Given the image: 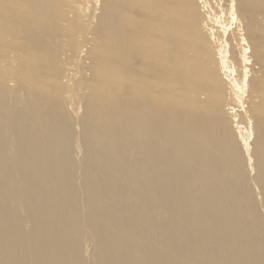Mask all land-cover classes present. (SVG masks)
Returning <instances> with one entry per match:
<instances>
[{"label": "bare ground", "instance_id": "obj_1", "mask_svg": "<svg viewBox=\"0 0 264 264\" xmlns=\"http://www.w3.org/2000/svg\"><path fill=\"white\" fill-rule=\"evenodd\" d=\"M104 1L80 137L47 88L0 97V264H264V9L194 0L192 29V0Z\"/></svg>", "mask_w": 264, "mask_h": 264}, {"label": "rangeland", "instance_id": "obj_2", "mask_svg": "<svg viewBox=\"0 0 264 264\" xmlns=\"http://www.w3.org/2000/svg\"><path fill=\"white\" fill-rule=\"evenodd\" d=\"M35 1L36 0H0V8H4L3 10L0 9V54H1L0 58L2 59V62L0 59V78L2 76V78L0 79V85H1L0 86V97L2 96V94L4 96L7 94L5 97H7V99L9 101L14 102L16 100V98H18V97L19 98L24 97L23 99H25L26 91L31 90L32 88H34V90H35V88H36L35 84L39 87L47 88L48 92L46 91L47 93L46 92L45 93L43 92V93L49 94L50 99L52 100L53 103L49 100L48 101L52 104V106L54 105V110H55V108L59 110V112H57L58 113L57 118L60 120L61 116H64L68 120V122L71 124V126L73 128V133L76 135V137H80V135L82 133V129L80 127V121L79 120H80V117H81V115H83L84 110H85L84 107L82 108L83 105L85 106L84 99L86 98L85 96L87 94L89 95V94L93 93L92 90L95 88V85L92 83L95 82V84H96L98 81V76L95 77L96 76L95 71L97 70V67L93 66L95 64V62H94V58L91 57V55L92 56L93 55L99 56L98 50L96 49V48H98V46H97L98 44L96 45L94 42L97 38H99V35L103 32V29H104L103 24L101 22V17L104 15L103 8H105L106 3L104 0H103V2L99 0L96 2H100V5L98 3L99 6H97V3L95 2V0H91V1L89 0V2H88L89 4L87 7L86 0H82V2H81V0H79L78 2L76 0V2L74 1L75 3L72 0H69V2H70L69 6H68V3H66L67 0L66 1L65 0H45L46 1L45 6L42 7L44 9H41L40 11H37L36 13L32 14V10L34 9L33 4ZM218 1L220 2V5H222V6H219V4L217 3ZM42 2H43V0H40L39 4H41ZM79 2L84 7L81 6L79 4ZM217 2L214 1V3H215V4L213 3L214 8H216L215 5L218 8H221V7L223 8L225 6L224 4H221V3H224L225 0H217ZM247 2H249V6H250V7L249 6L248 7L252 8V10L255 12L260 11L261 9L262 10L264 9V0L263 1L262 0L261 1H259V0H248ZM76 3H78V6ZM84 3H85V5H84ZM137 3L135 2V5H137ZM193 3H194V7H195L194 11H196V10L197 11L195 14L194 12H191V10H190L191 18H194L196 21L194 24L195 26L193 24H191L192 29H194L195 27L199 28L200 18H202V16H203L202 13H198L199 8L196 5V3L199 5L198 1L196 0V3H195L194 0H192V4ZM128 4H129V6H128L129 8H134L133 3L131 4V2H128ZM138 4L140 5V3H138ZM144 4L145 3H143L142 5H144ZM107 6H108V4H107ZM200 6H201L200 8H202V5H200ZM211 6H212V4H211ZM67 8H68V10H67ZM69 8H71V9H69ZM80 8H81V11L79 10ZM86 8H88V9H86ZM188 8H189V6H188ZM73 10H75V11H73ZM96 10H97V13H96ZM137 11H140L139 12L140 14L143 13V9H138ZM72 12L76 13L77 16L74 15ZM196 16H197V19L195 18ZM82 17L84 18V20ZM2 20L6 21V22H1ZM80 21H82V22L84 21L85 23L87 22L88 24L86 25L83 22L84 24L82 23V25H81ZM95 21H96V23H95ZM91 23L93 24V26ZM70 26H72V27H70ZM73 26H74V28H73ZM78 26H80V29ZM82 26L84 27V29H86V31L84 30L85 32L88 31V34L87 33L85 34L84 31H82V32L80 31V30H82L81 29ZM257 26H258V24L256 25L257 31H259V32L261 30L263 31L264 22L262 23V26L259 25V28H261V30L260 29L258 30ZM146 27H148V26L146 25ZM132 28L137 30V33L139 31H141V32L143 31V25L142 24L141 25L137 24V23L133 24ZM229 28H230L229 32H231V30L234 28V26H229ZM90 31H91V33H90ZM262 31L260 33H262ZM69 32H70V34H69ZM91 34H94V35H91ZM104 34H103V36H105ZM86 35L88 38L90 37L89 38L90 42L93 40H94V42H91V44H90L91 47L89 45L90 49L86 50L87 53H89L86 56L87 59L85 57L79 58L78 56L80 55V51H81V47H82L81 46L82 43L80 40H81L82 36L85 37ZM88 35H90V36H88ZM91 36H93V38H91ZM126 38L128 39V41L125 40L126 44L128 45L129 48L133 49L130 52V57L136 58L138 51H140L139 45L136 44V42L133 40V38H128V37H126ZM73 40L74 41L77 40L78 43H77V41L74 42ZM79 43H81V45H79ZM74 45L76 47H74ZM21 47H22V49H21ZM75 48L76 49L78 48V49L76 50ZM85 49L86 48H84V50ZM22 52H23V55H22V59H21L20 54ZM2 55H4L5 57ZM7 55H8V57L6 58ZM23 56L25 58H23ZM76 57H77V59H76ZM19 60L21 62H19ZM89 62H91L93 65H89V64H91ZM91 66L94 68H92ZM64 69H65V71H64ZM75 71L76 72L79 71V72L74 73ZM108 71H110V70H108ZM69 72H71V78L66 79V77L69 76V75H67V74H69ZM83 72H85V74H84V76H86L85 78L83 77ZM114 72L116 73V71H114ZM93 73H94V75H93ZM22 74H23V76H22ZM63 74L65 75V77ZM136 75H137V73H135V75L129 81H127L125 83L124 87H119V79H117L118 84L117 85L115 84L114 87L112 86L113 91L117 92L118 94L124 92V89L129 84V82L131 80H136L134 78ZM26 76H28V77H26ZM93 76H94V79H93ZM16 77H18V78H16ZM19 77L22 80H20ZM24 77H26V79H28L29 81H26ZM87 77H89V78L87 79ZM112 77H110V78L113 79ZM6 79H7V81H6ZM58 79H59V81H58ZM16 81H17V84L15 83ZM71 81H73V82H71ZM66 82H67V84H66ZM61 83L64 85L63 86L64 88L63 87L61 88L62 85L61 86L59 85ZM79 83L81 84V86L79 85ZM77 84L79 85V87H81V89L85 86L83 88L85 91L81 90L77 86ZM65 85H68V86H65ZM21 86H24V89L26 87L24 92H23L24 89ZM75 86L77 87V90L74 89ZM19 88H20V90H19ZM63 89L64 90L68 89L67 90L68 92L66 93V91H64ZM245 90H246V87L244 88V91ZM12 91H13V93L16 91L15 95H12L13 94ZM39 91L41 92V95H42V91L41 90H39ZM74 91L76 92V95H79L81 97L74 95L75 94ZM81 92L82 93L84 92V94L82 95ZM86 92H87V94H86ZM21 93H23V94H21ZM66 94H68L67 95L68 97L66 96ZM125 95H127V97H128L129 93L127 92V94L125 93ZM11 96H12V98H11ZM53 96H55V98L59 99L58 103H56L57 105L55 104V100H53L54 99ZM58 96H59V98H58ZM74 96H76V97H74ZM13 97H14V99H13ZM70 97H73V98L70 99ZM83 97H85V98H83ZM76 99H77V101H76ZM81 99H83V101ZM73 102L75 103V105ZM77 102H79V104L81 103L80 107L78 104V107L80 108L79 110L77 109L78 108ZM64 104L67 105V108L65 107ZM70 105H71V107H70ZM72 106H74V108ZM75 112H76V114H75ZM69 114H71V115H69ZM72 115H74V116H72ZM76 117L78 118V120ZM244 138H245V136H244ZM249 140H250V144H251L252 139L249 138ZM251 146L253 147V145H251ZM75 148H76L75 149L76 155L79 158L82 157L83 154H82V151L80 152L81 149H79L78 143L76 144ZM248 170H250V169H248ZM252 170H256L255 166L252 168ZM80 176H81V174H80ZM249 184H251L253 190H255L257 193L259 192V186H258V182H257L256 173H253L252 176L249 178ZM79 203L83 204V201H81ZM81 211L84 213H86V211H88L86 209L85 205L81 206ZM74 224L75 223L73 221H71V223H70V225H68V227H71ZM72 230H73V228H72ZM70 258H72V257H70ZM70 258L68 257V259L71 262L76 264L77 260H75L73 258H72L73 260H71Z\"/></svg>", "mask_w": 264, "mask_h": 264}]
</instances>
